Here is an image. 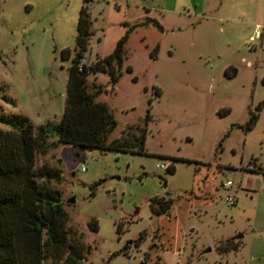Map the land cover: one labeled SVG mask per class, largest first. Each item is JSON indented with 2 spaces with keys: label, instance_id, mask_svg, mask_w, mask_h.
Masks as SVG:
<instances>
[{
  "label": "rangeland",
  "instance_id": "obj_1",
  "mask_svg": "<svg viewBox=\"0 0 264 264\" xmlns=\"http://www.w3.org/2000/svg\"><path fill=\"white\" fill-rule=\"evenodd\" d=\"M82 3L91 20L86 63L128 31L118 80L87 77L116 121L106 141L149 118L146 153L50 135L35 154L36 166L61 171L59 182H40L59 191L67 236L89 248L81 263L264 264V173L251 171L264 166V105L255 110L264 101V0H0V113L33 127L59 121ZM155 197L173 200L169 215L151 213ZM231 237L240 246L219 251Z\"/></svg>",
  "mask_w": 264,
  "mask_h": 264
},
{
  "label": "trees",
  "instance_id": "obj_2",
  "mask_svg": "<svg viewBox=\"0 0 264 264\" xmlns=\"http://www.w3.org/2000/svg\"><path fill=\"white\" fill-rule=\"evenodd\" d=\"M152 22L161 28L156 21ZM127 33L116 41L108 54L97 57L93 62L81 63L91 34L87 5L82 3L76 23L75 54L67 69L65 101L59 121H46L33 127L23 115L0 113V123L9 127L0 128V264H82L85 253L89 251L79 239L67 236L64 227L67 214L59 191L40 182H59L61 178L60 169L47 164L35 165L36 152L48 150V136H55L58 143L80 148L146 153L144 140L148 113L137 132L131 125L126 127L132 132L130 137L120 136L106 141L116 121L107 105L95 100L101 86L97 85L92 92L87 85V77L98 72L108 73L112 84L118 80ZM60 56L69 58L70 50L62 49ZM125 69L131 71V66L126 65ZM156 92L158 94V90ZM6 97L4 99L7 100ZM8 101L14 104L12 98L9 97ZM260 105H264V101L256 105V111ZM256 118L257 113L250 112L247 128ZM165 168L173 171L172 164ZM251 171L264 173V166ZM101 181H94L92 190ZM172 202L169 197H155L149 200V208L155 216L169 215ZM89 226L93 231L98 229L95 221H91ZM240 244V239L231 237L221 241L217 249L226 252ZM46 259L50 262L45 263Z\"/></svg>",
  "mask_w": 264,
  "mask_h": 264
},
{
  "label": "built area",
  "instance_id": "obj_3",
  "mask_svg": "<svg viewBox=\"0 0 264 264\" xmlns=\"http://www.w3.org/2000/svg\"><path fill=\"white\" fill-rule=\"evenodd\" d=\"M81 63H86V60L85 59H82L81 60ZM167 165H163V167H166ZM85 168H84V166H82L81 167V170H84ZM231 184V181L230 180H227L226 182H225V184H223V186H229ZM226 202L229 204V205H231V204H233L234 203V197H232V196H227L226 197Z\"/></svg>",
  "mask_w": 264,
  "mask_h": 264
},
{
  "label": "water",
  "instance_id": "obj_4",
  "mask_svg": "<svg viewBox=\"0 0 264 264\" xmlns=\"http://www.w3.org/2000/svg\"><path fill=\"white\" fill-rule=\"evenodd\" d=\"M67 201H68L69 203H71V202L74 201V198H69ZM207 250H208V249H207Z\"/></svg>",
  "mask_w": 264,
  "mask_h": 264
}]
</instances>
